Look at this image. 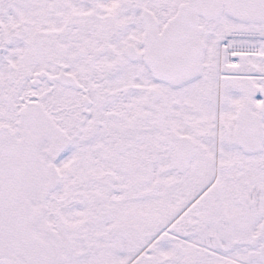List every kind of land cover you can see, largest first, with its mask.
Masks as SVG:
<instances>
[{"label":"snow or ice","instance_id":"6c2138e0","mask_svg":"<svg viewBox=\"0 0 264 264\" xmlns=\"http://www.w3.org/2000/svg\"><path fill=\"white\" fill-rule=\"evenodd\" d=\"M0 264H264V0H0Z\"/></svg>","mask_w":264,"mask_h":264}]
</instances>
